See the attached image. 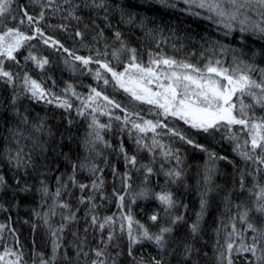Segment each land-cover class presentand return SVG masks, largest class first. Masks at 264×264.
<instances>
[{
    "label": "snow or ice",
    "instance_id": "snow-or-ice-1",
    "mask_svg": "<svg viewBox=\"0 0 264 264\" xmlns=\"http://www.w3.org/2000/svg\"><path fill=\"white\" fill-rule=\"evenodd\" d=\"M154 2L170 8L183 4L180 11L210 22L224 37L236 33L239 46L233 48L219 40H206L207 47H202L199 54L203 64L193 63L187 57L177 59L151 51L145 61L137 48L125 41L119 29L112 31L113 43L109 44L104 28L93 19L83 25V30L76 27L73 33L83 44L86 31L95 30L94 54L83 56L65 47L40 26L47 19V13L61 14L63 20L76 21L79 25L83 21L82 11L88 10L108 29L113 28L110 13L119 11V23L128 25L136 22L137 14L113 5L110 0H31L37 9L35 14L27 5H18L17 0H0V84L11 89L6 111L10 110L12 121L7 126V135L0 136V194L11 190L13 198L19 193L35 192L39 196L40 210H33L39 224L32 223V229L34 232L38 227L46 230L50 255L34 251L32 264H59L60 260L66 264H78L81 260L84 264H120V257L125 255L128 264H173V261L199 264L200 250L175 236L177 227L186 223L185 215L176 209L179 206L186 210L187 205H179L168 187L185 178L181 151L173 144L179 141L204 152L208 158L202 173L200 210L188 224L193 240L201 232V221L209 204L207 197L218 187L213 186L216 162H234L198 143L186 129L211 138L219 134L231 145L240 162L234 164L236 184L240 193L251 201L249 204L246 199L234 204L231 192L224 197L229 215L227 223L222 220L217 229L218 237L221 230L225 233L223 243L219 239L216 242L219 245L215 249L217 264H236L240 258L245 264H264V0ZM49 26L65 32L69 29L68 23ZM139 26L145 27L143 19ZM250 39L259 43V50L249 43ZM34 40L65 53V65L76 71L78 64L100 87L89 85V91L83 94L67 84L59 93L53 91L43 75L50 60L34 51ZM101 40L103 48L95 47ZM23 52L26 54L21 57ZM28 65L38 72L37 77ZM90 65L96 67L93 69ZM109 86L122 90L130 97V103L123 105L105 94L104 88ZM22 98L53 105L66 113L74 111L87 121L81 138L83 156L72 161L68 154L62 153L71 162V169L55 176L54 186L47 172L59 171V168L41 171L39 166V160L46 161L49 151L48 140L41 137H52V129L43 120L30 122L29 116L17 107ZM137 104L149 106L151 118L143 115ZM4 115L0 113V119ZM100 117H106L107 121L102 122ZM114 122L118 132L126 134L133 143V151L128 150L123 138L115 146L106 139L105 134L113 131ZM181 123L186 127H180ZM165 137L169 142H165ZM105 149L123 161L122 173L115 164H109ZM140 153L148 155L147 163L140 159ZM101 158L104 167L98 163ZM172 161L175 164L168 166ZM105 168H110L112 177L120 182V187H113L111 192L116 206L111 214L101 212L104 203L110 202L105 191ZM3 169L16 173L14 181L8 179ZM81 172L89 175L88 183L78 178ZM33 173L35 183L22 182V177ZM133 173L143 177L138 191L133 190ZM161 174L165 181L157 191L151 186L150 178ZM138 200H154L159 206L148 216L150 225L133 214L131 205ZM233 208L237 211L233 212ZM0 210L7 211L3 204ZM5 231L16 236L10 223H0V264H26L18 236L15 246L9 247L4 243ZM69 231L74 240L66 247L64 236ZM121 238L127 241L124 249L118 243ZM146 245L155 248L154 255L138 254L137 249ZM68 247L72 248L71 253Z\"/></svg>",
    "mask_w": 264,
    "mask_h": 264
},
{
    "label": "trees",
    "instance_id": "trees-1",
    "mask_svg": "<svg viewBox=\"0 0 264 264\" xmlns=\"http://www.w3.org/2000/svg\"><path fill=\"white\" fill-rule=\"evenodd\" d=\"M113 5H120L126 11H131L137 14V20L131 25L119 23V11L110 13V21L113 28L108 29L104 27V22L97 18L94 13H90L88 10L82 11L83 21L77 25L76 21H65L62 19L61 14L47 13V19L41 22L40 26L50 35L59 39L64 43L65 47L73 50L78 55L88 56L94 54V42L93 36L95 30L90 28L86 31L85 40L83 44L79 39L74 38L73 33L76 27H80L83 30L84 24H89L91 20L95 19L96 23L104 28V35L108 43L112 41V31L119 29L123 33L125 41L138 50V55L145 61L148 59L149 51L156 53L162 52L167 56H173L177 59L190 58L193 63L199 61L204 63L200 59V52L202 47H207L205 41L219 40L222 44L229 45L233 48L239 46L240 41L237 34L224 37L210 22L191 16L186 12L180 11L184 7L183 4L177 3L176 8L164 7L154 2V0H110ZM17 4L27 5L29 10L35 14L37 9H34L31 4V0H17ZM103 15V13H101ZM143 19L145 27L139 26L140 20ZM10 23H14L11 22ZM61 23H68L69 29L67 32L60 31L56 27H50L49 25H59ZM151 31V34L149 32ZM33 44H36V49L40 55L47 56L50 60L49 66L46 67L43 74L46 83L53 91L59 93L66 87L67 84H72L76 91L86 94L89 91V85L93 87H100L94 80L93 76L83 70L77 64V70L73 71L64 63L66 54L63 52H57L51 48L44 46L42 43L34 40ZM159 43V48L157 44ZM249 43L254 48L259 50V43L253 42L251 39ZM87 45V46H85ZM104 41L101 40L95 47L103 48ZM92 49V51H90ZM195 53V55H191ZM26 52L21 54V57ZM227 59L225 57H222ZM260 57L257 60L260 61ZM77 63V62H73ZM89 67L95 68L96 65H90ZM29 71H31L34 77L39 74L33 70L31 65H28ZM47 77H51V80H47ZM55 82L53 85L52 82ZM105 94L110 97H114L123 105L130 103V97L122 92V90H114L111 86L104 88ZM11 97V89L5 85L0 84V113H5L2 119H0V136L7 135V126L11 121V112L6 111L8 109V102ZM74 103H78L75 100ZM17 107L21 112L29 116L30 122L43 120L49 128L52 129L53 136H42L41 139L48 140L49 151L46 154L47 160L43 158L39 160V166L41 171H46L49 167L59 168V171H48L47 175L50 177V184L54 186L55 176L61 172H69L71 169V162L65 159L62 153L68 154L72 161H75L77 157L83 156L84 150L81 147V138L84 135L87 128V121L84 118L78 117L76 113H66L63 109L54 107L44 103H35L28 99H21L17 103ZM137 107L142 111L143 115H148L147 105H139ZM120 114V113H117ZM151 118V117H150ZM102 122H106V117H100ZM68 120H72V124H68ZM180 127H186L182 123ZM198 143L204 144L210 150H214L220 155L227 156L229 160L234 163H228L224 160L216 162V173L213 177V186H218L215 191L211 192L207 199L209 201L204 219L201 221V232L199 237L195 240L191 239L188 233V224L195 220V214L200 210L199 208V193L203 190L202 173L208 160L207 155L189 145L176 141L173 147L179 148L183 157L182 165L185 173L184 181L176 185H168L174 193L175 198L179 205H187L185 210L183 207H177L176 211L185 215L186 223L177 227L175 236L180 240L187 241L195 245L200 250L201 255L197 257L199 264H217L216 251L219 247L217 245V239L223 243L225 233L221 230L219 237L217 236V229L220 228V223L223 220L227 223V217L229 213L225 211L224 197L231 192L232 202L239 203L241 200H246L247 195L241 194L236 184V171L234 164L239 165V158L231 151V145L220 138L217 134L215 138L206 137L204 135L196 133L194 130L186 129ZM106 139L110 140L112 144L118 145L120 138H123L124 143L128 150L131 152L134 150V145L131 140L128 139L126 134H120L114 122L113 131L105 134ZM165 142H169L165 137ZM55 149V151H53ZM104 155L108 157L109 164H115L118 170L122 173L124 171V163L117 155L110 149L104 150ZM140 159L145 163L148 162V155L146 153L139 154ZM54 162V163H53ZM98 163L103 165V159H99ZM175 161H172L170 165L173 166ZM155 167L159 168V160ZM7 174L10 181H14L16 173L9 172L7 169H3ZM22 177L23 180H27L29 184L35 183L33 176ZM105 191L109 195L110 202H105L104 207L101 208L102 214H111L116 211L115 201L111 198V192L113 187L119 188V180H115L110 168H105ZM78 178L88 183L90 177L86 172L78 174ZM143 177L140 174L133 173V190H139L142 184ZM165 178L163 175H156L150 178V184L157 191L160 186L164 185ZM250 204V199H247ZM39 196L35 192L33 193H19L13 198L11 190L7 193L0 194V204H3L7 211L0 210V223L8 224L15 229L16 236L19 238L20 250L23 251L24 260L26 264H32L34 251L43 252L46 255H50V244L48 242L47 232L43 227H38L34 232L32 229V223L39 224V221L35 220L33 210H40L38 208ZM133 214L141 222L150 225L148 216L156 210L159 206L154 200H138L136 204L131 205ZM233 212L237 211L235 208ZM81 215L83 213L81 212ZM27 221L28 223H25ZM239 226V225H238ZM76 226H74L75 228ZM155 230V228H153ZM83 234V233H81ZM16 236H13L10 232L5 231L4 243L9 247H14L16 244ZM91 240V236H89ZM74 238L71 235V231L67 232L64 236V242L66 247L73 242ZM94 243V241H93ZM118 243L120 248L124 249L127 241L121 238ZM2 250V247H0ZM67 250L71 253L73 250L68 247ZM139 255L151 256L154 255L156 250L152 246L146 245L143 248H138ZM206 253V255H204ZM8 259H13L8 257ZM59 264H66L65 261L60 260ZM78 264H84L83 260ZM120 264H128L127 256L120 257ZM175 264V261H173ZM236 264H245V261L240 258L237 259Z\"/></svg>",
    "mask_w": 264,
    "mask_h": 264
},
{
    "label": "rangeland",
    "instance_id": "rangeland-1",
    "mask_svg": "<svg viewBox=\"0 0 264 264\" xmlns=\"http://www.w3.org/2000/svg\"><path fill=\"white\" fill-rule=\"evenodd\" d=\"M234 34H236V33H234ZM147 118H150V116H148V115H145Z\"/></svg>",
    "mask_w": 264,
    "mask_h": 264
}]
</instances>
